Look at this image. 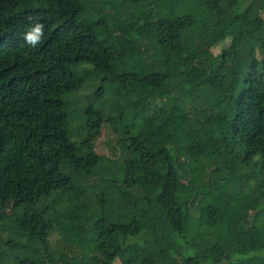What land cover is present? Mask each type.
Returning <instances> with one entry per match:
<instances>
[{
    "label": "trees",
    "instance_id": "trees-1",
    "mask_svg": "<svg viewBox=\"0 0 264 264\" xmlns=\"http://www.w3.org/2000/svg\"><path fill=\"white\" fill-rule=\"evenodd\" d=\"M261 10L0 0V264H264Z\"/></svg>",
    "mask_w": 264,
    "mask_h": 264
},
{
    "label": "rangeland",
    "instance_id": "rangeland-1",
    "mask_svg": "<svg viewBox=\"0 0 264 264\" xmlns=\"http://www.w3.org/2000/svg\"><path fill=\"white\" fill-rule=\"evenodd\" d=\"M256 25L262 26V28L264 29V11L261 10L260 11V15H259V19L256 21ZM220 27L222 29H224L225 31H227L229 34H235V31L233 29L232 26H230L228 24V21L226 19H221L220 21ZM222 47H218L214 49V52L216 54H218L221 51ZM92 88H88L86 90V94L91 92ZM79 97L81 99H85L86 97L84 96V94H80ZM117 142V135L114 133V131L112 130L111 126L108 123H105V126L102 130V134L100 136V138L97 140L96 142V151L101 154V155H112L113 153V148L115 147ZM257 206V203H254L251 208V219L253 218L254 214H255V208ZM158 236L160 241L162 242V244L164 245V247H167L168 244V235L165 232L164 229H159L158 230ZM56 240V236L52 235L51 236V241H55ZM184 240V239H183ZM181 242V247L183 248L184 251H187L185 244H188L187 240ZM189 245V244H188ZM115 264H121L120 262H116Z\"/></svg>",
    "mask_w": 264,
    "mask_h": 264
},
{
    "label": "clouds",
    "instance_id": "clouds-1",
    "mask_svg": "<svg viewBox=\"0 0 264 264\" xmlns=\"http://www.w3.org/2000/svg\"><path fill=\"white\" fill-rule=\"evenodd\" d=\"M43 26L41 24H36L35 26L29 28V30L25 33V41L35 46L39 43L40 37L42 35Z\"/></svg>",
    "mask_w": 264,
    "mask_h": 264
}]
</instances>
